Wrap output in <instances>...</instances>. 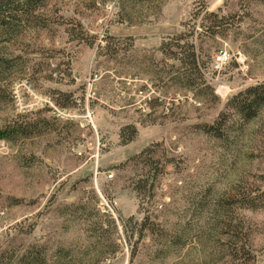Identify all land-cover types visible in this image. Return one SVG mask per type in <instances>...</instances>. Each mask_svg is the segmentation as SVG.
<instances>
[{
  "label": "rangeland",
  "instance_id": "374dc122",
  "mask_svg": "<svg viewBox=\"0 0 264 264\" xmlns=\"http://www.w3.org/2000/svg\"><path fill=\"white\" fill-rule=\"evenodd\" d=\"M210 11L224 16L201 57L217 99L198 103L167 88L148 65L166 70L173 60L163 42L191 29L195 41ZM13 14L0 29V128L21 133L0 139V247L44 243L48 264L216 258L224 238L206 233L213 200L264 189V110L247 125L229 114L216 136L200 128L215 124L236 93L264 82V0H42L34 13ZM220 50L229 59L215 67ZM131 126L132 140L122 144ZM147 147L161 171L147 207L166 235L147 231L128 243L118 215L142 216L133 187L148 168L134 159ZM229 209L242 225L244 254L218 264H264V208ZM174 233L184 238L168 242Z\"/></svg>",
  "mask_w": 264,
  "mask_h": 264
},
{
  "label": "trees",
  "instance_id": "16d2710c",
  "mask_svg": "<svg viewBox=\"0 0 264 264\" xmlns=\"http://www.w3.org/2000/svg\"><path fill=\"white\" fill-rule=\"evenodd\" d=\"M105 2L107 0H101ZM42 0H0V29H4L10 25L12 17L19 7L25 9L27 13H34L41 5ZM224 16H219L217 12H205L201 17L202 22L199 27L201 31L195 32V41L191 38L194 31L181 32L169 39V42H163V50L166 47L167 58L172 59L173 62L166 64L168 67L166 70L157 67V63H151L149 69L156 75H159L161 81L167 85V88H174L177 91H186L192 94L193 98L198 103H207L209 101L216 100L213 88L205 81L203 68L205 62L201 60L204 53L203 41L204 38L215 37L222 33L224 25ZM190 37V38H189ZM158 78V76H157ZM63 96V94H62ZM157 100V99H155ZM62 107L68 106L62 104ZM264 110V82L257 83L246 87L244 90L236 93L225 105V109L222 110L215 121V124H204L201 126L200 131L206 135H215L220 133V128L225 126L229 122V114L237 116L238 121L249 124L256 119H259L261 112ZM233 115V116H234ZM231 118V117H230ZM21 133L20 127L0 128V139L14 138ZM135 133L133 126L126 128V132L122 133V144H127L132 140V135ZM216 136V135H215ZM157 151L150 147L145 148L134 160L137 164H143L148 170L145 173V180H141L133 187L139 198V204L137 214H142L139 218L133 215L128 218H123L118 215L120 226L124 233V237L127 242L137 238L135 242H140L145 238V234L148 231L151 236L153 234H162L163 231L154 227V222L158 219V216H152L149 213V201L154 198L152 193L154 189V182L157 174L161 171H156L158 168V161L156 157ZM133 160V161H134ZM238 190L232 189L230 195L226 196L220 194L217 201L213 200L211 210L213 211V217L211 223L207 225L206 233L210 240H216L217 238H224L216 258H211L206 261V264H218L220 260L235 261L240 257L238 254H244L245 244L239 245L240 235L242 231L241 223L233 224L232 218L227 209L233 207L236 204L238 208H244L246 210H256L264 208V189L255 187L247 188L244 191L236 192ZM236 192V193H234ZM209 196L207 191L203 195L199 196V199H206ZM201 199V200H202ZM200 200V201H201ZM145 204V207L143 206ZM167 209H170L169 205ZM231 210V209H229ZM165 211L163 206L160 209ZM115 228V221H110ZM165 234V233H164ZM166 235V234H165ZM168 242H175L176 239H183L184 235L174 233L173 235H167ZM8 244V245H7ZM3 247H0V264H48L47 260V246L43 244L28 245L25 243H14L13 240L5 241ZM118 249V245H113L110 250L111 253H115ZM136 246L131 251V256L136 255Z\"/></svg>",
  "mask_w": 264,
  "mask_h": 264
},
{
  "label": "built area",
  "instance_id": "2783aa9c",
  "mask_svg": "<svg viewBox=\"0 0 264 264\" xmlns=\"http://www.w3.org/2000/svg\"><path fill=\"white\" fill-rule=\"evenodd\" d=\"M228 59H229L228 51H226V50L218 51L216 53V55H215V62H214L215 63V67H219L220 64L226 62ZM237 60L239 62H243V60H242V58L240 56H237ZM112 176H113L112 174H109L107 177L109 179H111Z\"/></svg>",
  "mask_w": 264,
  "mask_h": 264
}]
</instances>
